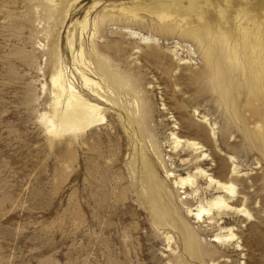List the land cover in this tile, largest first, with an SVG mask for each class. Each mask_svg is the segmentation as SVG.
Returning a JSON list of instances; mask_svg holds the SVG:
<instances>
[{
	"label": "rangeland",
	"instance_id": "374dc122",
	"mask_svg": "<svg viewBox=\"0 0 264 264\" xmlns=\"http://www.w3.org/2000/svg\"><path fill=\"white\" fill-rule=\"evenodd\" d=\"M54 1L0 0V264H264V0ZM80 47L105 121L55 138L50 77L61 63L81 91ZM174 137L248 217L188 216L174 182L195 167Z\"/></svg>",
	"mask_w": 264,
	"mask_h": 264
},
{
	"label": "bare ground",
	"instance_id": "6f19581e",
	"mask_svg": "<svg viewBox=\"0 0 264 264\" xmlns=\"http://www.w3.org/2000/svg\"><path fill=\"white\" fill-rule=\"evenodd\" d=\"M46 1L51 5V9L55 7L54 0ZM120 11L124 13L125 17L129 16L130 19L136 18L133 12H125L123 9H120ZM166 19H171V16H163V18H159V21L163 23ZM88 27L89 19L85 18L80 25L81 38L84 33L88 32ZM136 34L132 33L131 35L135 36ZM89 38L91 42L94 40V32ZM141 38L144 42L150 40L148 39L149 37L145 38V36ZM70 49H73V44H70ZM74 61L77 65L75 72L80 79L83 89L81 91L77 90L71 80L72 78L68 77V75L70 77H73V75L70 72L67 73L68 70L66 71V68L61 63H58L50 77L51 101L49 112L40 116V121L44 125L45 130L48 133H53L52 136L55 138L67 132H85L95 126L101 125L105 121L104 110L101 105L105 97L104 95L111 94V92L94 78L96 76V68L91 62L86 60L82 47L77 50ZM246 110L252 118H257L260 115L259 106L249 98L246 99ZM174 139L176 141L175 147L182 145L192 156L191 160L185 161V165L195 167L194 174L188 175L186 178H180L174 182L176 188L188 185L192 190L191 194L186 196L185 204H196V209L187 208L188 216L198 220L205 217L213 225H219L218 221L223 217L227 218L228 216L226 217V215L230 213L237 215L239 218L248 217L249 214L246 209H234L230 206L231 199L235 197L233 185L218 182L206 170L199 168L200 164L204 163L207 158L202 153V148L194 141H182L175 137ZM199 182H204L205 186H199ZM208 192L216 193L218 196L215 197L214 194H211V198L208 199L205 197ZM219 194L223 195L220 196ZM186 231L188 238L191 241L195 240L196 233L188 226ZM227 233L226 236H215L211 242L233 243L234 234L232 233V229H227Z\"/></svg>",
	"mask_w": 264,
	"mask_h": 264
}]
</instances>
